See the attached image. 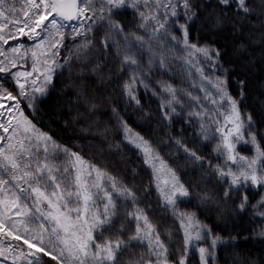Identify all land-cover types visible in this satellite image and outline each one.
Returning a JSON list of instances; mask_svg holds the SVG:
<instances>
[{
	"label": "snow or ice",
	"instance_id": "6c2138e0",
	"mask_svg": "<svg viewBox=\"0 0 264 264\" xmlns=\"http://www.w3.org/2000/svg\"><path fill=\"white\" fill-rule=\"evenodd\" d=\"M227 30L248 31L234 49L244 59L246 41L264 43V0H0V264H221L222 248L223 264H255L239 231L225 239L191 208L195 196L225 227L238 218L264 237L247 81L193 37ZM57 80L71 143L38 119ZM124 150L139 161L130 174L109 165Z\"/></svg>",
	"mask_w": 264,
	"mask_h": 264
},
{
	"label": "trees",
	"instance_id": "16d2710c",
	"mask_svg": "<svg viewBox=\"0 0 264 264\" xmlns=\"http://www.w3.org/2000/svg\"><path fill=\"white\" fill-rule=\"evenodd\" d=\"M199 27V23L197 24ZM201 36V38H208L214 40L217 45H219L222 50L227 54L224 57L225 67L233 69L231 79L235 81L237 76L245 79L247 81L245 99L241 103V108L246 113L251 112L254 114V118L260 122V130L264 133V43L259 42V37H256L255 43L246 41L250 44L247 52L244 53V59H237V54L234 52V49L238 48L241 39H245L248 35L246 30L244 37L239 35H233L230 30L224 32H218L215 35L208 32H193V37ZM61 85L60 81L57 80V87L52 93V99L49 101V105L42 109V116L39 117V121L42 123L45 130L50 131V133L57 139L64 142L71 143L68 140L70 135L67 131H62L63 121H57L55 113V105L58 102H62L66 97L61 95ZM235 90V89H234ZM142 103L144 104L145 111L151 109L155 110L157 107L156 103L151 102L150 99H143ZM129 113L132 112L131 109L128 110ZM139 114L131 116L130 123L137 128L138 131L141 128L138 125ZM179 125H176L177 131L179 130ZM152 130L159 134L157 125L154 123L152 125ZM197 149L205 154L209 155L211 152L210 148L203 147L202 144L194 145ZM87 151V150H86ZM139 161L135 158L132 152L124 150L123 158H109L110 167L116 171L127 172L130 174L131 170L134 167H137ZM118 165V168L116 167ZM185 168H181V172L184 173ZM191 175L190 170H187V174L184 176L185 180H188ZM129 175V179H130ZM140 179V177H137ZM205 179H210L205 177ZM210 186V185H208ZM155 204V200H153ZM192 209H200V218L204 220L207 224L215 229L216 232L222 234L225 239L228 238V234L235 236L236 232H240L241 235L235 241L238 244L237 251L241 252L247 259L254 261L255 264H264V237L254 235L250 227L244 222L240 221L238 218H234L233 221L228 222V226L225 227V220L218 218V215L215 211L209 212L206 207H201L198 204V201L193 196ZM158 217H163L164 213L157 210L155 213ZM164 222H167L166 220ZM240 225L236 229L232 228V223ZM247 237V239H245ZM231 252V249L227 250ZM226 251L222 248L219 253V259L221 264H223ZM193 264H198V258L195 256L191 258Z\"/></svg>",
	"mask_w": 264,
	"mask_h": 264
},
{
	"label": "rangeland",
	"instance_id": "374dc122",
	"mask_svg": "<svg viewBox=\"0 0 264 264\" xmlns=\"http://www.w3.org/2000/svg\"><path fill=\"white\" fill-rule=\"evenodd\" d=\"M178 71V70H177ZM177 82H179V77H177ZM235 91V90H234ZM150 93L149 95H145L144 99H149ZM154 99V98H153ZM242 107V106H241ZM243 112H245L244 110H242ZM196 258H198L197 256H195Z\"/></svg>",
	"mask_w": 264,
	"mask_h": 264
}]
</instances>
